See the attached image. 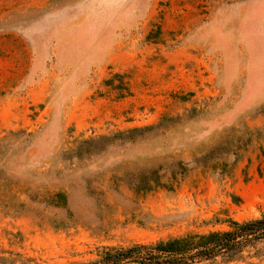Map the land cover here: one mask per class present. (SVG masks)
Here are the masks:
<instances>
[{"label":"rangeland","instance_id":"rangeland-1","mask_svg":"<svg viewBox=\"0 0 264 264\" xmlns=\"http://www.w3.org/2000/svg\"><path fill=\"white\" fill-rule=\"evenodd\" d=\"M262 215L264 0H0L5 257L67 264ZM203 264H264V243Z\"/></svg>","mask_w":264,"mask_h":264},{"label":"trees","instance_id":"trees-1","mask_svg":"<svg viewBox=\"0 0 264 264\" xmlns=\"http://www.w3.org/2000/svg\"><path fill=\"white\" fill-rule=\"evenodd\" d=\"M260 243H264V215L246 222L231 221L226 231L188 234L128 248L102 247L93 258L67 264H203L218 258L233 262ZM4 254L0 250V264H15Z\"/></svg>","mask_w":264,"mask_h":264}]
</instances>
